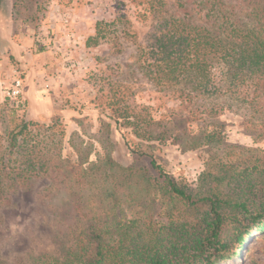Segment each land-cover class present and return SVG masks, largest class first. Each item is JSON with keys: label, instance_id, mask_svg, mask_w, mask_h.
<instances>
[{"label": "trees", "instance_id": "1", "mask_svg": "<svg viewBox=\"0 0 264 264\" xmlns=\"http://www.w3.org/2000/svg\"><path fill=\"white\" fill-rule=\"evenodd\" d=\"M147 3L154 12L166 13L158 0ZM207 3L211 28L193 25L185 17L161 15L145 46L134 40L135 60L149 83L170 91L181 105L220 97L238 103L246 111L244 127L257 143L264 139V0H248L245 21L236 20L235 7L223 0ZM102 26L96 24L88 46L97 44ZM109 85L101 103L110 123L131 153L149 159L156 175L144 167L121 166L107 155L91 161L92 149L80 139L78 146L70 140L76 160L65 159L60 119L17 120L15 109L24 107L6 100L13 109L0 108V121L11 115L0 133V208L34 180L48 182L42 191L45 197L64 190L72 200L70 223L59 232L64 243L61 260L42 253L30 263L0 257V264H225L235 259L237 264L245 259L254 263V252L264 253V150L222 142L223 125L202 119L213 118L214 107L202 104L199 111L196 104L189 119L206 127L192 136L190 147L216 143L222 150L199 176L195 192L188 193L131 142L165 140L167 126L149 107H131L126 87ZM110 123L102 124L107 134ZM159 127L163 131L154 137L152 130ZM151 201H167L170 209H181L177 216L165 214L158 221L144 210ZM255 238L258 243L243 252Z\"/></svg>", "mask_w": 264, "mask_h": 264}, {"label": "rangeland", "instance_id": "2", "mask_svg": "<svg viewBox=\"0 0 264 264\" xmlns=\"http://www.w3.org/2000/svg\"><path fill=\"white\" fill-rule=\"evenodd\" d=\"M158 1L164 4L166 13L154 12L148 0H0V23L5 18H10L16 26L22 23L26 27L25 35L33 38L35 52L47 53L51 62V67L47 64L49 70L37 76L40 81L35 84L37 93L48 98L47 107L34 106L33 102L28 106L22 89L24 108L13 111L17 120L48 122L59 118L64 126L62 156L65 159L76 160L70 140L78 146L77 139H80L84 147H91V161H95L96 156L107 155L121 166L144 167L155 174L147 157L130 152L114 124L110 123L109 111L101 103V96L109 89V84L119 83L129 90L128 103L131 107H149L153 117L169 129L165 140L142 142L131 138V142L162 166L178 187L194 193L199 176L222 150L216 143L190 147L192 136L199 135L206 127L201 121L189 119V111H194L195 106L198 105L199 111L202 104L214 107V117L204 116L202 119L218 121L223 125L221 136L225 144L264 150V139L253 142L243 124L247 118L246 111L240 109L235 101L227 97L206 98L203 101L199 98L194 101L195 105H181V101L169 94L170 91L158 90L142 75L135 60L134 40L136 44L145 46L159 16L185 17L191 24L207 28L213 24V20L206 17L209 9L207 2L212 0ZM223 2L235 7L236 20L245 21L248 0ZM179 5L182 8H178ZM98 23L105 25L101 29L102 35L96 45L88 46V39L95 36ZM11 60L16 68L18 63L13 56ZM43 62L39 61L45 64ZM18 70L22 73L24 86V71ZM32 81L33 78L29 77L31 84ZM4 106L12 108L5 98L0 108ZM10 118L8 114L0 121V133L9 124ZM103 123L111 124L108 134ZM162 131L163 128L159 127L154 128L152 133L155 137ZM47 184L46 180H34L27 190L13 194L8 206L0 208L1 258H18L23 263H30L31 258L42 253L58 260L64 256V243L59 232L70 223L72 198L64 190L45 197L47 194L42 191ZM158 195L153 198H159ZM170 206L167 201L164 204L151 201L144 210L154 219L162 221L165 214L177 216L181 209L178 205L177 208L173 205L171 209ZM252 243L251 239L243 252ZM253 256L254 263L245 259L242 264H264V253L256 251ZM237 262L235 259L225 264Z\"/></svg>", "mask_w": 264, "mask_h": 264}, {"label": "crops", "instance_id": "3", "mask_svg": "<svg viewBox=\"0 0 264 264\" xmlns=\"http://www.w3.org/2000/svg\"><path fill=\"white\" fill-rule=\"evenodd\" d=\"M23 26L22 23L20 26L14 25L10 18H5L0 23V103L4 100V92L12 79L10 69L20 68L25 74L23 98L27 105L30 106L33 102L34 106L46 108L49 104L48 98L37 93L35 84L38 80L36 79L37 76L40 77L45 71H48L51 62L47 53L35 52L33 38L25 35L26 27ZM12 56L18 63L16 68H14V62H11ZM40 60L44 61L45 64L39 63ZM29 77L33 78L32 84L29 82Z\"/></svg>", "mask_w": 264, "mask_h": 264}, {"label": "built area", "instance_id": "4", "mask_svg": "<svg viewBox=\"0 0 264 264\" xmlns=\"http://www.w3.org/2000/svg\"><path fill=\"white\" fill-rule=\"evenodd\" d=\"M12 79L9 86L4 92V98L11 101L14 106L18 109L24 107L22 100V89H23V79L22 74L18 69H12Z\"/></svg>", "mask_w": 264, "mask_h": 264}, {"label": "bare ground", "instance_id": "5", "mask_svg": "<svg viewBox=\"0 0 264 264\" xmlns=\"http://www.w3.org/2000/svg\"><path fill=\"white\" fill-rule=\"evenodd\" d=\"M257 243H258V239L257 238L253 239V243L250 244V248H253Z\"/></svg>", "mask_w": 264, "mask_h": 264}]
</instances>
